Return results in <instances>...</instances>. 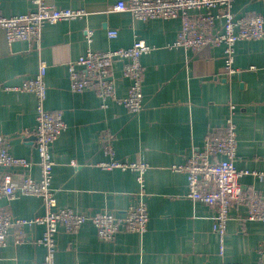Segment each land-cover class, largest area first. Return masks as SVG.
Here are the masks:
<instances>
[{"label":"crops","instance_id":"0c3cea01","mask_svg":"<svg viewBox=\"0 0 264 264\" xmlns=\"http://www.w3.org/2000/svg\"><path fill=\"white\" fill-rule=\"evenodd\" d=\"M118 1L46 0L57 8L83 10L87 15L46 25L39 50L26 42L8 45L0 29V136L6 138L14 157L34 163L27 170L0 168V172L13 179L39 178L32 131L35 97L16 88L37 72L42 60L47 66L45 108L62 112L67 126L52 146L56 207L122 216L135 203V173L97 166L109 160L101 151L105 135L112 138L115 160L147 166L143 175L147 230L141 236L120 232L114 242H102L90 223L77 234L59 228L56 264H221L212 232L214 210L187 199L186 175L171 167L185 164L192 152L200 151L207 133L224 124L233 105L238 141L235 167L264 173V39L238 42L233 66L239 74L225 76L221 47L199 52L169 48L180 29L179 20L142 22L127 13L109 12ZM31 8L30 0H0V12L6 17ZM232 12L236 16L259 14L264 19V0H235ZM85 29L92 32L88 47L93 51L129 48L136 39L155 47L140 59L145 71L139 114H129L110 101L103 109L93 93L70 91L65 64L85 52ZM111 30L117 36L109 39ZM250 66L256 70H249ZM121 67L120 62L114 64L112 78L118 98L126 95L128 87ZM239 183L246 191L255 189L264 196V177L246 175ZM7 204L18 218L43 213L40 199L33 196L18 195L9 202L0 199V208ZM245 214L242 206L229 209L224 238L228 263L258 264L264 257V222L246 221ZM25 231L39 238L43 229ZM43 254L42 247L14 245L8 238L0 247V264H41Z\"/></svg>","mask_w":264,"mask_h":264},{"label":"built area","instance_id":"2783aa9c","mask_svg":"<svg viewBox=\"0 0 264 264\" xmlns=\"http://www.w3.org/2000/svg\"><path fill=\"white\" fill-rule=\"evenodd\" d=\"M235 0H120L109 12L129 14L134 20H179L180 29L176 40L169 48L184 52H199L204 48L221 47L223 52V75L239 74L233 66L235 46L240 41H259L264 39V19L259 14L236 16L232 12ZM32 8L27 12L6 17L0 12V29L3 30L8 45L26 42L32 49L39 50L42 30L46 25L76 20L87 15L83 10L62 9L50 5L46 0H30ZM87 44L85 52L75 60L66 62L69 89L74 94L93 93L101 108L107 102L122 105L132 115L143 110L142 83L144 67L141 57L155 50L154 46L136 39L129 48L106 51H93L88 47L92 32L83 31ZM117 36L109 31V39ZM116 62L122 64V77L128 81L126 95L118 98L113 83V68ZM46 64L40 60L37 72L25 80L16 90L28 92L35 97V124L33 135L39 168L37 180L28 175L13 179L11 175L0 172V199L8 202L18 195L39 198L42 215L29 219L18 218L12 214L9 204L0 208V247L10 238L14 245L30 243L44 250L41 264H56V234L62 228L68 234H77L85 223L95 229L97 238L102 242H114L120 232L141 236L148 225V213L144 203L145 190L143 175L145 164L120 162L114 159L112 138L102 137L101 151L109 158L97 166L103 170H121L135 173L138 190L136 201L129 205L122 216L102 211L89 215L68 208H57L52 189V170L55 165L52 153L53 143L66 129L62 112L45 108L46 101ZM256 70L255 66L248 68ZM235 106L229 105L224 124L211 129L205 136L200 151L190 154L185 164L171 167L173 172L184 173L187 179L185 197L193 203L198 202L214 210L212 232L219 245L221 264H233L224 260V238L229 220V209L242 206L246 210L244 220L264 222V196L257 190L246 191L239 183L240 178L253 175L264 177L261 172H248L235 167L237 151L236 127L233 121ZM34 163L16 158L10 153L5 137L0 136V168L29 169ZM74 165V164H73ZM75 166V165H74ZM41 226L39 238L29 237L26 228ZM264 264V257L258 262Z\"/></svg>","mask_w":264,"mask_h":264}]
</instances>
